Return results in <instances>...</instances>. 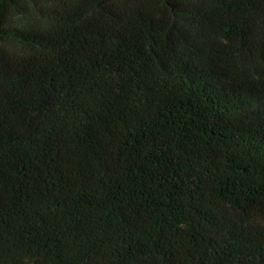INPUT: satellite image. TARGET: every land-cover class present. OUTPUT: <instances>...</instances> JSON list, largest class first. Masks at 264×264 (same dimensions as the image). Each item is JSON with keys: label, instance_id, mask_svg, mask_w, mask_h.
Instances as JSON below:
<instances>
[{"label": "trees", "instance_id": "1", "mask_svg": "<svg viewBox=\"0 0 264 264\" xmlns=\"http://www.w3.org/2000/svg\"><path fill=\"white\" fill-rule=\"evenodd\" d=\"M0 264H264V0H0Z\"/></svg>", "mask_w": 264, "mask_h": 264}]
</instances>
